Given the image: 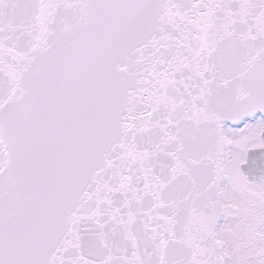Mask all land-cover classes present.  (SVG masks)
<instances>
[{
	"label": "snow or ice",
	"instance_id": "6c2138e0",
	"mask_svg": "<svg viewBox=\"0 0 264 264\" xmlns=\"http://www.w3.org/2000/svg\"><path fill=\"white\" fill-rule=\"evenodd\" d=\"M0 264H264V0H0Z\"/></svg>",
	"mask_w": 264,
	"mask_h": 264
}]
</instances>
